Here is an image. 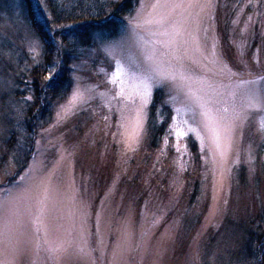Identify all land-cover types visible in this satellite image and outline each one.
I'll list each match as a JSON object with an SVG mask.
<instances>
[{
  "label": "rangeland",
  "instance_id": "rangeland-1",
  "mask_svg": "<svg viewBox=\"0 0 264 264\" xmlns=\"http://www.w3.org/2000/svg\"><path fill=\"white\" fill-rule=\"evenodd\" d=\"M98 1L107 6L122 0ZM156 2L137 0L125 17L134 16L141 5L147 14ZM206 2L207 7L178 9L173 19L198 35L206 48L215 43L221 63L237 75L211 76L208 69L215 71L219 65L201 67L206 61L198 55L200 64L188 67L226 89L264 75V0H200V5ZM161 11L166 10L158 9L157 14ZM33 20L38 28L50 31L42 0L30 6L26 0H0V187L22 183L30 189L10 212L0 213V261L264 264V248L258 246L264 235L255 224L264 216L260 114L253 112L247 121H237L218 151L198 110L195 120L190 113L187 118L199 125L203 144L189 133L180 140L177 152L174 108L186 98L165 82L153 90L139 141L127 148L121 117L131 118L139 100L125 106L114 99L109 111L98 96L112 88L105 72L114 70V61L103 47H113L119 58L122 40L128 38L120 27L112 39L93 33L95 46L70 58L66 99H53L45 113L30 118L36 96L33 71L46 57ZM52 39L55 46L59 40ZM133 52L142 60L140 52ZM59 54L53 52L50 66L55 62L62 67ZM77 91L84 99L72 103ZM172 96L179 99L173 101ZM227 107L231 112V103ZM28 157L26 168L17 172ZM45 186L47 200L42 205ZM37 217L39 225L34 223Z\"/></svg>",
  "mask_w": 264,
  "mask_h": 264
},
{
  "label": "snow or ice",
  "instance_id": "snow-or-ice-1",
  "mask_svg": "<svg viewBox=\"0 0 264 264\" xmlns=\"http://www.w3.org/2000/svg\"><path fill=\"white\" fill-rule=\"evenodd\" d=\"M37 4H41V0H37ZM197 6L207 7L209 4L206 2L200 5V0H157L151 5L152 11L147 14L144 13L143 5H141V9L134 16L125 17L120 21V26L128 33V38L126 42L122 40L119 58L113 47L104 46L102 49L114 61V70L105 72L106 83L112 88L108 92L98 93L102 106L111 111V101L114 99L123 101L125 106L128 103L136 104L137 99L139 100L131 118L121 117L124 121L120 125L124 129L121 135L127 148L132 149L139 141L143 132L145 110L151 102L153 90L162 87L165 82L172 84L176 91L183 93L186 98L182 106L174 108L177 152L181 151L180 140L187 137L189 133L196 135L203 144L199 125L190 123L187 118L191 113L195 120L197 110L203 128L208 132L218 151H222L223 141L228 137L236 122L247 121L253 112L260 114L258 127L264 132V75L256 79L240 80L235 87L226 89L223 85L217 86L209 75L198 76L188 67L190 64H200V61L195 59L198 55L206 61V64L201 67L219 65L215 71L208 69L211 76L237 75L226 63H221L215 43H212L210 48H206L198 35L188 32L181 22L173 19V14L178 9L190 10ZM158 9L166 11L157 14ZM44 11L46 12V9ZM46 20L51 28V17L46 16ZM133 49L141 53L142 60L135 55ZM47 71L46 80L52 82L47 86L51 87L56 83L61 68L54 62ZM248 75L252 74L248 73ZM196 85L199 87H195ZM109 92L112 94L109 95ZM238 97L239 103H237ZM83 99L84 94L77 91L73 95L72 103ZM171 99L176 101L179 97L172 96ZM229 103L232 105L231 112L227 107ZM31 171L32 169L28 170L29 173ZM19 180L23 181L24 177L21 176ZM41 183L44 182L41 181ZM29 192L30 189L22 183L0 187V213L10 212L12 205L24 199ZM47 192L48 189L45 186L42 205L47 200ZM10 222V220L6 221L5 226ZM97 222L99 223V217ZM34 223L39 225V217ZM81 230L86 231L83 225ZM37 233H39V227H37ZM120 246L118 243L113 253L114 257ZM49 251L55 253L59 249H49ZM81 251L83 252L84 249L81 248ZM0 264L4 262L0 261ZM8 264H14V261Z\"/></svg>",
  "mask_w": 264,
  "mask_h": 264
},
{
  "label": "trees",
  "instance_id": "trees-1",
  "mask_svg": "<svg viewBox=\"0 0 264 264\" xmlns=\"http://www.w3.org/2000/svg\"><path fill=\"white\" fill-rule=\"evenodd\" d=\"M34 1L37 0H26L27 6H30ZM136 2L137 0H122L118 3L111 1L109 5L105 6L98 0H70V2L66 0H42L44 9H46V16L51 17V28L47 21L50 31H46L44 28L40 29L33 20L43 45H45L46 57L44 63L33 71L36 96L28 112L30 118H34L35 114L40 112L45 113V108L53 99H58L60 102L66 99L70 84V58H74L73 56L77 55L78 51H87L95 46L92 36L94 32L105 33L108 35V39L117 37L121 27L120 21L128 15ZM52 37L59 40L55 46H53ZM53 52L55 54L56 52L60 53L58 59H64L62 61L63 69L56 83L48 87L47 85L52 84V82L44 81V77L47 67L52 62ZM48 98H50L49 101L46 100ZM193 149L195 151L197 147L194 146ZM29 158L18 168L17 172L26 168ZM195 188H197V183H195ZM255 224L264 235V216L258 217ZM259 240V250H262L264 248V236L259 237Z\"/></svg>",
  "mask_w": 264,
  "mask_h": 264
}]
</instances>
